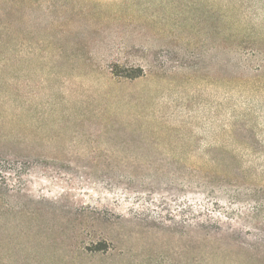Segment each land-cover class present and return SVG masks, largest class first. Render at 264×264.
<instances>
[{
	"label": "rangeland",
	"instance_id": "rangeland-1",
	"mask_svg": "<svg viewBox=\"0 0 264 264\" xmlns=\"http://www.w3.org/2000/svg\"><path fill=\"white\" fill-rule=\"evenodd\" d=\"M0 63V264H264V0H15Z\"/></svg>",
	"mask_w": 264,
	"mask_h": 264
},
{
	"label": "trees",
	"instance_id": "trees-1",
	"mask_svg": "<svg viewBox=\"0 0 264 264\" xmlns=\"http://www.w3.org/2000/svg\"><path fill=\"white\" fill-rule=\"evenodd\" d=\"M14 12L15 0H0V63L11 62Z\"/></svg>",
	"mask_w": 264,
	"mask_h": 264
}]
</instances>
